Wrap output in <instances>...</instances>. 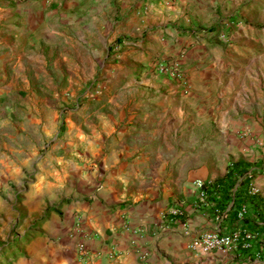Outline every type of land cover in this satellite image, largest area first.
Instances as JSON below:
<instances>
[{
    "label": "rangeland",
    "instance_id": "obj_1",
    "mask_svg": "<svg viewBox=\"0 0 264 264\" xmlns=\"http://www.w3.org/2000/svg\"><path fill=\"white\" fill-rule=\"evenodd\" d=\"M96 3L102 6L92 13L99 28L96 59H89V44H83L81 59L61 62L66 68L51 61L36 64L18 76L16 96H2L0 149L7 153L3 159L18 167H0V264H32L33 228L52 207L56 210L63 201L95 191L116 149H124V155L112 158L127 161V167H154L156 175L165 164L167 179L171 168L176 169V187L158 191L171 193L174 209L183 215L189 204L186 195L194 187V207H201L196 188L200 178L192 181L193 177L239 159L251 162L259 192L249 194L258 203L251 205L248 226L257 227L255 215L264 202V0ZM157 4L172 7L168 18L152 14L156 22L143 26V13ZM106 24L109 30L104 34ZM158 36L169 52L159 49L149 61L141 59L137 45L157 42ZM125 44L136 50L127 58ZM74 63H80V75ZM171 63L180 65L183 78L163 68ZM119 67L131 74L151 68L178 84L175 94L157 93L171 102L166 104L167 117L162 107L152 125L145 119L147 108L141 106L144 97L136 76L137 81L129 83L135 98L122 89L116 92L125 112L122 131L109 129V86ZM127 79L125 75L115 81V89L127 85ZM138 105L142 108H135ZM243 179L237 174L222 209ZM248 202L252 201L246 198L243 203ZM240 222L235 212L226 219L227 227Z\"/></svg>",
    "mask_w": 264,
    "mask_h": 264
},
{
    "label": "crops",
    "instance_id": "obj_2",
    "mask_svg": "<svg viewBox=\"0 0 264 264\" xmlns=\"http://www.w3.org/2000/svg\"><path fill=\"white\" fill-rule=\"evenodd\" d=\"M101 8L96 0H0V105L4 93L13 92L16 96L18 76L33 69L36 64L39 67L51 61L50 64L55 67L66 68L61 62L81 59L83 44H89V59H96L95 41L99 28L92 13ZM170 10L172 7L160 4L146 9L142 15L143 26L156 22L157 16L152 14L157 13L165 20ZM108 30L106 24L103 33ZM156 41L137 45L138 56L149 61L155 50L169 52L163 39L158 36ZM130 46L125 44V58L136 51L134 46ZM73 65L79 69L80 75V63ZM125 75L128 84L115 89L114 82ZM136 76H140L138 91L144 97L141 106L147 108L144 115L149 124L157 121L162 107L166 110L163 116L169 114L167 105L170 106L171 102L167 104L157 93L164 90V93L175 94L178 84L174 80L151 68L131 74L129 69L119 67L115 69L109 86V129L113 132L122 131L119 125L125 119L116 92L122 89V93L128 91L135 98V90L129 83L137 81ZM190 82L192 84V80ZM132 116L128 117V122ZM112 152L115 154H109V167L104 171V180L95 191L83 193L70 202L63 201L56 210L52 207L33 228V235L36 236L29 245L32 264H235L240 261L241 257L237 255H205L189 247L196 234L213 228L215 222L210 206L194 207L195 187L190 195H186L189 202L186 205L187 215L173 213L175 203L171 193L166 194L164 190L162 195L158 188L176 187V169L171 168L167 179L163 176L165 164L156 169L158 173L155 175L154 167H127V161L112 158L114 155L123 156L124 149ZM6 154L0 149V167L1 163L6 167H18L15 161L3 159ZM227 171L228 167L209 168L205 175L195 176L192 181L197 178L217 180L223 178ZM236 197L228 205L234 202L231 206L233 214ZM210 200L211 205H223L221 196H213ZM234 228L229 224L225 231L231 232ZM91 234L92 238L89 237ZM80 242L89 246L91 256L86 260L76 253ZM112 247L116 252L114 257L107 255Z\"/></svg>",
    "mask_w": 264,
    "mask_h": 264
},
{
    "label": "built area",
    "instance_id": "obj_3",
    "mask_svg": "<svg viewBox=\"0 0 264 264\" xmlns=\"http://www.w3.org/2000/svg\"><path fill=\"white\" fill-rule=\"evenodd\" d=\"M163 68L175 78L184 77V71L178 63H171V65H167V67ZM242 177L251 180L248 194H257L259 188L253 182V171L248 170L242 175ZM196 186L201 206L211 207V214L215 225L213 228L196 234L191 239L189 247L194 251L205 255L218 253L223 257H228L230 255L241 257L240 261L235 264H264V202L261 204L260 208L257 209V214L255 215V223L257 224L256 228L241 223V225L235 226L231 232H226V219L228 218V215L231 214V206H233L234 202L226 207V209H222L221 206L216 204L211 205V197L220 196L221 187L213 181L201 178L197 180ZM251 207L252 206L249 202L242 203L235 211L238 220L243 221L246 217H249ZM173 213L182 214L183 211L180 209H173ZM126 229H129V227ZM89 237L92 238L93 234L89 235ZM76 253L84 260L91 256L89 246H87L85 242L77 244ZM107 255H110V257L116 255L114 247H112L110 252H107Z\"/></svg>",
    "mask_w": 264,
    "mask_h": 264
},
{
    "label": "trees",
    "instance_id": "obj_4",
    "mask_svg": "<svg viewBox=\"0 0 264 264\" xmlns=\"http://www.w3.org/2000/svg\"><path fill=\"white\" fill-rule=\"evenodd\" d=\"M251 167H253V164L249 161H246L245 159H239L233 163H231L228 166V171L225 174L223 178H219L216 181V184L221 187V201L222 202H228L229 200V192L230 188L234 187V181L236 178V175H244ZM251 180L248 178H244L239 184L238 187L235 190V210L238 208L240 204H242L246 198L251 200V205L255 206L258 201L256 200L255 196H250L247 193V188L250 184ZM249 217H246L243 221L242 224L248 223L249 222Z\"/></svg>",
    "mask_w": 264,
    "mask_h": 264
}]
</instances>
